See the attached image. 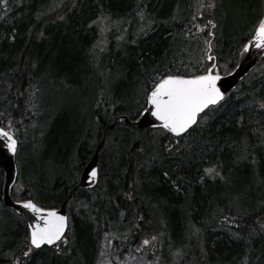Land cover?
<instances>
[{"label":"trees","instance_id":"16d2710c","mask_svg":"<svg viewBox=\"0 0 264 264\" xmlns=\"http://www.w3.org/2000/svg\"><path fill=\"white\" fill-rule=\"evenodd\" d=\"M15 1L0 25V126L22 110L41 153L20 162L21 197L58 207L72 195L82 212L63 253L24 258L26 224L0 206V264H93L103 231L161 239L167 264H264V61L178 141L135 125L157 75L203 71L213 26V55L231 71L264 0H65L59 16L62 0ZM102 141L97 188L74 191ZM2 183L0 170V200Z\"/></svg>","mask_w":264,"mask_h":264},{"label":"snow or ice","instance_id":"6c2138e0","mask_svg":"<svg viewBox=\"0 0 264 264\" xmlns=\"http://www.w3.org/2000/svg\"><path fill=\"white\" fill-rule=\"evenodd\" d=\"M6 5V0H2ZM203 6V5H202ZM207 7H215V0H210ZM212 22L209 21V24ZM207 27V25H206ZM209 50L211 48L210 42ZM254 44L258 48H264V18H261L253 30L249 45ZM212 61L214 57H207ZM221 79L217 65L212 63L201 74L181 75L165 74L146 92L145 106L138 110V114L150 113L161 122L160 127L177 136L185 133L197 121V116L210 104L217 103L224 95L217 81ZM129 117L121 116L120 120H128ZM0 139L6 142V147L13 154L17 151V139L11 128V122L7 127H0ZM211 177L220 176L214 167L205 169ZM167 176V173H164ZM98 176L97 168L90 170L89 179L95 180ZM222 178V177H221ZM17 204L32 213L31 222L28 224L30 233L26 241H30L27 250L22 253L28 257L34 249H40L43 245L55 244L59 250V244L68 243L65 235L68 229V217L61 214L55 207H45L34 202L33 199L17 200ZM152 239H155L153 237ZM143 244H149V240H143Z\"/></svg>","mask_w":264,"mask_h":264},{"label":"water","instance_id":"95a60500","mask_svg":"<svg viewBox=\"0 0 264 264\" xmlns=\"http://www.w3.org/2000/svg\"><path fill=\"white\" fill-rule=\"evenodd\" d=\"M249 41L246 44H249ZM262 60H264V48H258L254 44L249 45L247 49H245L244 46L239 54L238 64L234 68V70L230 72L228 75L225 76L221 75V79L217 81V86L220 87L221 91L224 93L223 97L217 103L210 104L206 109H204V111H206L210 106L217 105L219 102H221L230 91L234 90L239 85V83L242 81L244 77H246L255 67L258 66V64ZM203 112H201L199 115H201ZM125 122L130 123L129 120H125ZM195 124H193L185 133H187ZM135 125L140 129L160 128L161 122L157 120L155 117H153L150 113H143L141 114L139 120L135 122ZM113 126L114 124H112L110 128H113ZM103 143L104 142L102 141L98 149L96 150L94 157L86 165L82 173L80 182L75 189H77L78 187L90 189L96 185L97 178L95 180H91L89 179V174L91 168L93 167L98 168L99 151L102 148ZM0 168L4 173V183L2 188V203L4 206L14 210L18 215H20L26 221L28 226V224L31 222L30 218L32 217L33 214L30 213L28 210L23 209L22 206L17 204V202L14 201L11 197V190L13 185L15 184L17 177L16 153L13 154L11 151H9L6 147V142L3 141L2 139H0ZM69 199H70V195L68 196V198H66L63 201L61 207L57 209L61 214L67 215V203ZM53 245H43V246L51 247Z\"/></svg>","mask_w":264,"mask_h":264},{"label":"rangeland","instance_id":"374dc122","mask_svg":"<svg viewBox=\"0 0 264 264\" xmlns=\"http://www.w3.org/2000/svg\"><path fill=\"white\" fill-rule=\"evenodd\" d=\"M207 1L210 2V0H207ZM64 2H65V0H62L60 3H56L55 4V7H52V9L54 10V12L57 13L58 16L60 15V9H62V7L64 5ZM15 3H16L15 0H6V5L7 6H5V3L2 2V0H0V8H5V9L8 8V9H10L12 11L13 6H14ZM12 13H13V11H12ZM221 15L224 16V13H223L222 10H221ZM3 22H6V21L1 16L0 25ZM211 26H213V22L210 24L209 28ZM214 28L215 27L213 26L212 27V30ZM212 30H209L210 33H212ZM136 31H139V32L137 33ZM136 31L135 32L137 34H140V32H144L145 29H144L143 26H141L140 28H137ZM110 33H111V26L107 25L105 22H102L101 23V35H100V37L98 39V42L96 43V46H95V49L97 51L98 50L99 51H102V50H104L106 48V45H107L106 44V38H107V36ZM210 33H209V36L206 37L207 42H209ZM212 54H213V44H212ZM209 55H211V54L209 53ZM218 67H219V71L221 73H224L225 72V69L221 68L220 66H218ZM67 93H70V92H67ZM71 93H74L73 90H72ZM144 97H143V100H144ZM16 114H17V117L13 120V123L11 124L12 131L14 132L15 138L18 140V144H19V147H18V150H17V154H16V159L21 162V161L25 160L26 158H28L29 156H31L32 158H34L36 160V159H38V158L41 157V153L36 152V150L34 149V147L31 146L30 141H33L34 134L38 130L36 128L37 126H36V124L31 123V122L29 124V121H27L26 119H23L25 117V115H27V114L25 112H23L22 110H19ZM40 116H42L41 111H40ZM19 191H20V188L17 186L13 190V196L15 197L18 194ZM84 209H86V207H84ZM80 210H82V207H79V205L78 206L75 205L71 209V212L74 215H78L79 212H80ZM5 213L7 215H9L10 217H12L13 219H16L14 217V215H12L11 213H8V212H5ZM6 227H7V224H5L4 222H0V231L1 232L4 231ZM115 232L116 231H112V232L107 233V234L110 235V236H116L115 235ZM124 237L125 236L120 237V240H122V242L125 241ZM149 237H150V239H148L149 240V244L152 247H153L154 241H155V245L156 246L163 245V243H164L163 241H162L163 242L162 243L159 240L152 239L153 236H149ZM102 238H104L103 242L101 241ZM111 240L112 239L109 236L106 237L104 234L101 233L100 238H99V242H98V249L105 247L104 249H102L103 256L107 255L106 257H104V260L110 259V261L112 262L114 260V258H112V255L114 253H112L111 250L107 249V248H113V247H115L114 244L110 243ZM143 240H145V238H143L142 240L139 241V245H141V242H143ZM122 244L123 243H121L120 246ZM156 246L153 247V249L149 250L146 255H141L140 256L141 258L139 257V259H138V257H137V261L136 262H133L131 264H153V263L154 264H167L166 263L167 261H166L165 257L162 255V253L160 251H157ZM26 249H24V250H26ZM116 252L119 255L122 254L120 249L119 250H116ZM127 256L130 257L131 255H127ZM122 261H124V259ZM95 262L96 261H94L93 264H95Z\"/></svg>","mask_w":264,"mask_h":264},{"label":"flooded vegetation","instance_id":"af4514ba","mask_svg":"<svg viewBox=\"0 0 264 264\" xmlns=\"http://www.w3.org/2000/svg\"><path fill=\"white\" fill-rule=\"evenodd\" d=\"M0 15L4 18V16H3V14H2V12L0 13ZM1 16H0V21H1ZM88 163H85L84 162V164L81 166V169H80V176H79V179H78V182H77V184L76 185H78V183H79V181H80V177H81V175H82V173H83V171H84V169H85V167H86V165H87ZM98 171H100V166L98 165ZM100 175V174H99ZM79 191L80 190V188L79 189H74V191ZM80 191H83V195H85L86 194V191H84L83 189H81ZM82 195V196H83ZM125 216H123V218L121 219V220H123V223H125V222H130V219L129 218H127V217H125ZM142 218V217H141ZM106 223H108V222H106ZM73 236H74V233L72 234H69L68 235V243L67 244H64V243H62V242H60L59 243V250L57 249V247L55 246V247H51V248H43V249H40V251L41 252H47V250H49V251H54L56 254H58V255H60L61 253H63L64 251H65V249L66 248H68L70 245H71V240H72V238H73ZM28 244H29V241H28ZM47 249V250H46ZM27 250V249H26ZM26 250H22V252H24V251H26ZM34 252H39V250L38 251H33V253H31L28 257H31L32 255H34ZM127 252V250H123L122 251V253H126ZM28 257H25L24 256V258H28ZM20 261V260H19ZM94 261H97V259H96V257H95V260ZM136 261V259H135V256H133V258L130 260V262L131 263H133V262H135Z\"/></svg>","mask_w":264,"mask_h":264},{"label":"bare ground","instance_id":"6f19581e","mask_svg":"<svg viewBox=\"0 0 264 264\" xmlns=\"http://www.w3.org/2000/svg\"><path fill=\"white\" fill-rule=\"evenodd\" d=\"M79 184V183H78ZM78 186V185H77ZM71 196V195H70Z\"/></svg>","mask_w":264,"mask_h":264}]
</instances>
